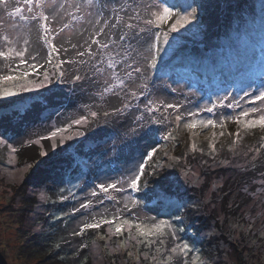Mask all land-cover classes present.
Segmentation results:
<instances>
[{
	"label": "trees",
	"instance_id": "1",
	"mask_svg": "<svg viewBox=\"0 0 264 264\" xmlns=\"http://www.w3.org/2000/svg\"><path fill=\"white\" fill-rule=\"evenodd\" d=\"M230 1L231 0H200L199 4L201 6V12L198 14L199 24L198 26L191 27V31L195 32L200 28L205 34L211 35L212 37L209 39V43L202 41L199 44L193 45L191 50H187V52L184 51L172 64L170 63L167 67H163L161 69L158 68L155 73L151 70L146 73H142V75H140V80L138 81V88L134 89L133 92H137L138 97L143 96L139 95V93L143 91L140 87L143 83V75H147L149 78V89L152 87L156 88L157 84L162 82L161 88L160 90H157V92L166 97H169L170 94L176 95L178 93L177 90L179 89L176 91H172V89H176L177 85L175 83L182 77L191 78V81L189 82L190 85L188 87L189 89L197 83L200 87L201 84L204 86H215V88L221 87L223 92L226 91L225 93L233 94L240 93L241 88L251 91L249 88L250 84L253 88L259 87L261 83L264 82V49L260 46L255 47V42H252L251 39L253 37H259L263 31L260 23L263 19L261 14L264 10L262 9V7L264 8V0H257L258 3L255 4L253 11L244 10L237 14V10L235 9V13L232 14L231 18L223 19L229 12L226 11V8L228 7L226 2L228 3ZM150 2L151 0H145V3ZM231 3V7L234 4H237L236 7H240L242 5L240 4V0H232ZM192 4L197 5V0H192ZM258 5L260 6L258 7ZM11 8L12 6L9 5V3L7 7L0 5V19L3 14ZM50 11L51 12L49 14H45L49 17L48 23L52 29L54 28V30L60 31L64 23L62 15H60L59 12L54 14L53 8H51ZM221 13L223 14L222 20H218ZM108 15L109 12L105 11L104 16ZM97 19L96 9H94V12L90 17V24L82 25V28L80 27L81 30L79 28L77 29V32L84 31L83 37L86 39V46H88L91 39H101L102 41L108 39V36L104 34L100 37L95 35L96 31L103 24L102 18L101 24L96 23ZM28 27L29 28L25 30V32H29L30 34L26 58L36 56L35 62L43 65V67L37 72L43 73L46 67L49 66L45 63L47 59V46L43 42L42 32L37 22L36 24H29ZM212 28L214 30L211 31ZM108 31V29H105L106 33H108ZM29 34L27 33L26 37H28ZM116 35L118 34L113 33L112 37L115 38ZM177 41L178 40H176V42ZM53 43L56 44V41L53 40ZM251 49L255 51L258 56H254L256 57V61L249 66L250 71L246 74L244 73L245 75L240 76L241 78H245L235 88H227L229 91L226 90L225 86L222 88L221 85H218L219 83H216L215 80L226 81L227 79L215 78L218 75L224 76L223 72H217V69L222 68L225 75H234L236 70H239L238 63L240 62V59L244 57L246 52H250ZM92 50L93 53H95L94 57H89L87 54L84 57L74 56L75 53H72L71 55L62 54L59 56L60 59H65V56L72 57L73 61L75 60V62L79 64H76V66H78L77 68H71L74 70L72 71L73 76H70L69 81H73L76 75H80L85 78H89L90 75L95 76L93 75V66L100 61L101 53L97 51V45H92ZM83 51H86V49ZM43 52L44 55L42 54ZM202 53H204L203 57L200 55ZM84 58H86L85 65L78 62L81 60L84 61ZM178 61L183 62L178 63ZM127 62L133 63L134 67L141 66L142 64L139 60L135 62L129 60ZM5 63L6 62H0V74L3 75L10 74L5 67ZM55 63L56 58L54 57L53 64ZM176 63L178 64L174 65ZM65 65L62 66L63 69L66 68ZM71 65L74 66L73 63ZM79 66H83V70ZM78 68L81 71L76 72ZM116 69H118V73H120L121 70L125 68L123 64H121L117 65ZM133 74L135 77L138 75V73ZM196 77H198L197 79L200 80L201 83L196 80ZM96 83L99 84V80H94L92 87H97ZM67 85L68 83L61 85V89H67ZM184 85L186 84L184 83ZM113 89L116 90L114 93H117L118 95V86ZM67 91H70V88ZM75 91L76 89L72 90L71 93ZM102 91L103 90H101L100 93ZM90 93L92 94V100H89V112L96 111L97 116L92 117L90 113L88 114L89 129H87V139L96 143L109 139L108 142L99 145L96 148L91 147L89 149H86V147H80L76 150L73 147H68L64 151H60V155H54L51 151L52 147L50 142L46 139H43L42 141L48 153L47 159H54V162L49 163L48 165H59L55 170L56 173L62 170V178L54 177L47 184L50 188L49 191L51 194L49 204L53 202L54 205H61L64 208V210H59L58 208L51 211V215H54L55 220H58L59 222L55 230L56 233L49 237V251H46V248H43L42 252L44 253L41 252L44 254L42 255V259H45L48 254H50L51 258H53V260H51V264H90L88 250L92 242L97 238V235L104 233L107 225H102L99 229H86L82 235L77 234L84 223H93L101 219H113V217L116 218V222L119 219H128L139 223L140 215L134 213L136 209L131 208L132 205L126 200L127 195L125 193L118 192L115 189H110L109 192L105 194L99 191L97 185L102 182L105 183V185L115 182L122 172L134 166L135 162L140 157V153L145 150L151 151V147L153 145L157 148L155 155L159 153L161 145L165 143V140L163 139L165 133L167 134L168 130H171V132L174 131L173 129L168 128L169 116H166V114H172L173 117L170 121L173 122L175 120V113H177V109H167L165 111L163 107L155 114V117H159L158 121H160V123L149 124V128L151 129L150 132H140L139 134H134L138 126L132 117V108H134V105H131L130 108L132 112L130 110L125 111L121 113L119 117L111 115L114 110L119 109L120 107L119 102H114L115 99L118 101L126 100V103H128L136 100L132 97V95L125 98H117V96L113 97L114 94L109 92L106 95L104 94L102 97L100 96V93ZM145 94H147V92ZM145 94L144 98L146 97ZM182 95L187 96L185 92H182ZM253 95H255V93H253ZM74 99L75 98H70L69 105L63 107L62 111L65 116L66 114L71 115L73 112L75 104ZM164 99V103H166L167 100H170L169 98ZM198 99L199 100L196 102L198 103L197 105L210 104L216 101V99L212 98L207 100L206 98L198 97ZM7 100L9 102L12 99L9 100L8 98ZM21 102L24 104L18 105V103ZM46 102V99L39 96L34 98L31 96L22 97L15 99L8 104H6L7 102H0V132L4 133L8 137L15 135L17 124L12 129L11 125H13V122L15 121L19 122L20 118L23 116L20 120L22 123V125H20V129L21 133H23L33 123L32 119L31 122L28 120L29 110L36 108L37 106H35V104H44ZM77 102L79 101L77 100ZM136 102L137 104H135V106L140 109L139 102H141V100L138 99ZM96 105H101V108H95ZM178 105L180 106L179 108L183 109L182 104ZM186 111L189 112V109ZM105 112L110 113V115L105 117ZM181 117L182 120L179 123H185V116L181 115ZM39 119L40 118L36 119L35 123H37V121L39 122ZM152 119L157 120L154 117ZM172 136H175V133H172ZM262 136L263 135L256 133L255 138H253V135L250 134L247 139L242 140L241 145L239 144L240 147L236 153V159L240 160L244 157L243 161L248 160L247 166L249 168L251 167V170L256 169V167H259L261 164H264V138H261ZM27 137L28 136H26V138ZM35 137L40 138L41 136L36 135ZM110 139L113 140L110 142ZM174 141H176V139H174ZM180 145L181 144H179V146ZM184 145L182 144L180 146L181 150L178 148L174 149V152H176L178 157L177 159H179L183 169L186 171H189L192 165H201V162L204 163L202 164L204 166H217L220 164L218 161H225L229 163L232 160L230 153V155H226L227 153L225 155H217L220 150V145H223V149H229L227 142L224 141L222 143H217L219 147L216 146V149L213 151L216 155L212 153V155L203 154L200 156H193L191 153L187 154ZM104 146L107 147L101 149ZM176 146L177 145H175V147ZM113 148L116 150L113 151ZM17 154L20 156V149L17 151ZM155 155L152 160L149 161V164L145 166V174L142 176L140 182L142 185L141 191L138 193H132V195L140 201V205L144 208L150 209L154 206L159 207L156 216H152L155 220L151 217L149 219L155 222H159L161 220L170 221L177 230L176 236L178 241L186 242L192 251L188 253L187 257H184L183 254L180 253H172L171 248L175 246L177 239L172 238L171 232L168 229H165V231L168 232L167 237L155 238L158 241L152 244L145 241L147 244L145 245L144 252L148 251L149 253L156 254L159 258L164 256L165 258L163 259L165 262L162 264H184L185 259H187L188 264H195L193 262L197 260L199 261L200 259L202 262L199 261L198 264H264V249L262 248V246L264 247V230L262 232H255L256 224L259 222L260 218H258L257 215H253L256 209L251 212H249V210L248 212L250 216L248 217L238 216L236 213L239 212L240 209L245 210L246 208H243V204L241 205L242 202H240L239 198H237L232 192L233 189L236 191L240 187L243 188L248 185L250 181L246 180L244 176H241V174L246 175L248 171L245 172L243 170H239L240 174H237L234 178L228 179V183L227 181L224 182V188H221L223 193L226 194L224 204L227 207H225L226 209L223 214L224 217L218 220L213 217L214 215L212 213V220L210 219V221L215 225V229L207 231L209 233L208 237H202L200 232L204 227L200 225L202 224L205 227L208 226V224L203 223V220L206 213L211 216L210 211L205 208V213L201 212L200 215L196 216V210H198V207L192 204L193 199L190 194L184 197L173 195L174 188L171 186L173 182L165 180V178L157 173L159 167L157 165V168H155V164H158L159 162L157 161L158 159ZM259 155H261V157ZM257 158H261L262 161L256 162L253 160ZM153 168H155L156 171L154 172H156L157 175L152 172ZM221 169H223V167ZM148 171H151L153 174L149 173V176L147 174ZM210 171L211 169L205 168V174H208ZM234 171L238 173L237 170ZM247 175H249L250 179L253 180V175L251 173ZM163 180H165L168 185L163 186ZM145 184H147V187H143ZM228 185L233 186V189H228ZM28 186H30V183ZM60 186L64 187L61 188ZM75 187L78 188L76 189ZM117 187L119 188L120 185L118 184ZM94 189L97 191V196L92 197L91 193ZM76 192H78L81 199H83L81 204L86 203L89 199H91L93 201L92 207L84 209L75 206L72 208V204H74L75 200L78 199V197L75 196ZM166 193L170 196H167ZM164 196L171 197L172 200L166 203L161 199V197ZM177 200L183 202V207L180 209H177L174 205V202ZM77 202L78 200L75 203ZM126 203L131 211H128V208H125ZM253 206H257V203ZM76 209L79 210L77 211ZM177 216L182 217V219H175ZM185 216H188L187 220L184 219ZM253 218H255V221H253ZM210 221H208V223ZM242 227L247 228L245 229V232L241 231ZM26 239L29 243V239ZM161 240H163V243H161ZM258 242L261 246H257ZM157 249L160 250L157 251ZM166 250H168V253H166ZM138 253L140 254V251H138ZM169 255H173V259L170 262L167 260ZM197 256L199 259H197ZM221 257L225 258L218 263V259ZM147 263L150 264V258Z\"/></svg>",
	"mask_w": 264,
	"mask_h": 264
},
{
	"label": "rangeland",
	"instance_id": "2",
	"mask_svg": "<svg viewBox=\"0 0 264 264\" xmlns=\"http://www.w3.org/2000/svg\"><path fill=\"white\" fill-rule=\"evenodd\" d=\"M197 2L198 4L196 6H198L199 14L201 12V6L199 4L200 0H197ZM231 2L232 0L228 3L226 2V4L228 5L226 11L229 12L228 15L223 19L231 18L232 14L235 13V9L237 10V14L244 10L253 11L255 8V4L258 3L257 0H240V4H242L240 7H236L237 4H234L231 7ZM76 3L81 4L79 10L73 6ZM163 3L166 6L187 5L192 4V0H163ZM9 5H11L12 8L7 10V12H5L0 19V47H2L4 43L2 40V36L7 34L15 42V47L22 48L24 47V41H28L30 37L29 32H25V30L29 28V24H36V21L25 23L24 21H21L17 16H9V13L14 12L15 6L17 5L21 8H24L25 14H27V9L24 5L23 0H9ZM61 5H63V7H61ZM259 6L260 5H258V7ZM51 8H53L54 14L59 12V14L62 15V19L64 22L62 26L63 31L55 30L52 33V36L55 37L54 40L56 41L57 47L61 49L60 56L62 54L71 55L72 53H75L74 56H78L77 52L87 49V46L85 42L86 39L85 37H83L84 31L77 32V29L79 28L81 30L82 25L90 24V17L92 16L95 8L87 7L84 4L83 0H55V3H53L52 0H47L42 10L45 14H49L51 12ZM262 9L264 8L262 7ZM222 15L223 14L221 13L218 20H222ZM261 17L263 19L260 25L263 28V31L259 37H253L251 41L255 42V47L260 46L264 49V10L261 14ZM174 19L175 17L173 18V20H170L168 24L163 26L165 30H167L168 26L174 21ZM65 24H68L69 27L64 28ZM188 27L191 28L193 26L190 25ZM212 30L214 29L212 28L211 31ZM27 33L29 34L28 37H26ZM172 35L177 36L178 41L174 42V49L168 50V54L164 56L163 61L158 65L159 69L167 67L170 63L172 64L177 58L180 57V55L184 51L187 52V50H191V47L193 45L199 44L202 41L209 43V39L212 37L211 35L205 34L204 31H202L200 28L195 32L181 30L179 33H173ZM73 44L77 46L75 49L72 48ZM64 49L68 50L67 53L63 51ZM42 54L44 55V52ZM203 54L204 53L200 54L201 57H203ZM254 56L257 57L258 55H256L255 51H253L252 49L250 52H246L244 57L240 59V62L238 63L239 70H236L234 75H225L222 68L217 69V72H223L224 76L218 75L215 78H226L227 80H214L216 81V83H219L218 85H221L222 88L225 86L227 91H229V88H235L245 78H241L240 76L245 75L248 71H250L249 66L254 61H256V57ZM65 57L66 60L73 61L72 57ZM104 59L106 60V57H104ZM84 61H86V58H84ZM179 62L182 63L183 61H178V63ZM178 63L174 65H177ZM73 64L74 66H72L71 64L65 65L66 68L63 69L65 71V78L63 83L54 82L52 84H45V86L42 88L36 87V89L32 92H25L17 97L9 98V100L12 99L11 101H13L15 99L26 96H31L32 98L39 96L46 99L47 102L44 104H35V106L37 107L29 110L30 115L28 114V120L29 122H31L32 119L33 123L23 133H21L20 129V125H22L20 120L23 116L20 118L19 122L15 121L13 122V125H11L12 129L17 124L15 135H12V137H8L4 133L0 132V134H2L4 138L3 141H0V252L3 254L8 264H51V260H53L50 254H48L45 259H42V255H44L42 254L44 253L42 252V249L46 248V251H49V237L52 234L56 233L55 230L59 222L58 220H55L54 215H51V211L58 208L59 210H64V208L61 205H54L53 202L49 204V198L51 197V194L49 191L50 188L49 186H47V184L54 177L62 178V170L56 173L55 170L59 165H48L49 163L54 162V159H47L48 153L44 144L42 143L43 140H40V138L42 136H50L51 131H54L57 127L67 128V125L71 123V121L86 116V123L80 126L73 125L72 128L67 129V131L64 133H61L62 136L71 137L69 139H66L63 144L59 143V137H57L55 138L56 147L53 148L52 144L54 141L51 139H46L50 142L52 153L54 155H60V151H64L68 147H73L76 150L80 147H86V149H89L91 147L96 148L99 145L107 143L109 140L105 139L103 141H99L98 143L93 142L92 140L87 139V129H89L88 114L90 113L91 115V112H89V100H92V94L90 92L100 93L101 90L109 87L114 83V81L109 76L111 69L107 68L106 63L101 64L100 67L104 69L102 73H96V77L90 75V79H84L79 82L73 83V81H69L70 76H73L72 71L74 70L71 68H77L78 66H76V64L78 63ZM85 64L86 63H84V65ZM79 67H81V69L83 70V66ZM23 70L24 69H21L20 71ZM45 70H48L49 73L53 71L50 66L46 67ZM79 71L81 70L78 68L76 72ZM116 71L118 72L119 70L116 69ZM126 71H128V69L125 68L122 69L119 73L121 79L124 80V86L118 85V95L117 93H114L116 92V90L114 89L109 92L111 94H114L113 97L117 96V98H125L131 95L134 89L138 88V81L140 80V75H142V73L136 75V77L133 74V78L128 79L126 77ZM197 78L198 77H196V80L201 83V81ZM42 80V72H36L32 75H29L27 80L23 82L30 83L31 85H38ZM94 80H99V84L96 83L97 87H92ZM190 81L191 78L186 77H182L180 80H177L175 84L177 85L176 90L179 89L177 90L178 93L176 95L170 94L169 97L163 96L161 95V93L157 92V90H160L162 84V82H159L156 88L152 87L151 89H148L147 94H145V98L144 95L138 97V99L141 100V102H139L140 109L135 106V104H137L136 100L138 99L132 102H128L131 105H134V108H132L133 112L131 110L130 111L132 112L134 122H136L137 124L141 122V118H143V121L153 120V117L159 120V117H155L156 112L146 111L145 105L148 104L149 99L154 101L155 106L160 109L163 108V105L169 103L173 105L182 104L183 109L178 108L175 116L177 114L184 115L185 123L191 122L196 119L207 120L210 118L217 120L218 123L221 120L225 121L224 128L198 127L196 129H188L184 127L185 123L177 124L176 120L171 122L170 120H172L173 116L172 114L170 115L167 113L166 116H169L168 128L174 130L172 131V133H175V136H172L167 141H165V143L161 145L159 153L155 155L157 156V161L159 162L158 164H155V168H157V165L159 167L157 173L165 178V180L173 182V184H171L172 188H174L173 195H177L180 197H184L188 194L191 195L193 199L192 204L198 207V210H196V216L200 215L201 212L205 213V208L210 211L211 216L206 213V216L203 220V223L208 224V226L205 227L204 225L199 224L200 226L204 227L200 232V235L202 237H208L209 233L207 231L215 229V225L210 221V219L212 220V213L214 215L213 217L219 220L224 217L223 214L226 209L225 207H227L224 204L226 194H224L221 190V188L224 186V182L227 181L228 183V179L234 178L237 174H240L239 170H243L245 172L248 171L246 175L241 174V176H244L245 179L250 181L251 183L249 182L246 187H240L236 191L231 185H228L227 188L233 189L232 192L234 193V195L239 198L240 202H242L241 205L243 204V208H246L245 210L240 209V211L236 213L238 216L248 217L250 216L249 212L256 209L253 215H257L260 220L256 224L255 232H262L264 230V164H261L259 167H256V169L251 170V167L249 168L247 166L248 160L243 161L244 157L240 160L236 159V153L241 145L242 140L247 139L250 134H252L253 138H255L256 133H259L263 135L261 138H264V129H261L259 126L254 129H245L242 125H238L230 118L234 115H238L239 112L243 109L264 105V101H256L252 99V97L244 96L245 89L241 88L240 93L230 94V96L235 97L236 100L239 101V107L217 108L213 113L200 111V109H202L204 105H197L198 103L196 102L197 100H199L198 97L206 98L207 100L211 98L216 99L218 96H223L226 91L223 92L221 90V87L215 88V86L212 87L210 85L204 86L203 84H201L200 87L197 83H195L189 89L188 87L190 85ZM67 83V89H61V85H65ZM184 83L186 85H184ZM80 85H84V87L81 88ZM12 86L13 82L0 85V87ZM69 88L70 91H67ZM74 89H76V91L71 93ZM182 92H185L187 96H183ZM70 98H75L73 112L71 113V115L66 114L65 116L62 110L63 107L69 105ZM164 98H169L170 100H167L166 103H164ZM77 100L79 102H77ZM11 101L8 102V100H5L0 102H7L6 104H8ZM114 102H119V108H122L126 103V100L118 101L115 99ZM22 104L24 103H18V105ZM100 106L96 105L95 108L100 109ZM187 109H189V112H199V115L197 117H189L187 115V113H189L186 111ZM57 112L61 113L62 115L60 117H57ZM258 116L259 113L250 114V118H258ZM38 118H40L39 122L37 121V123H35L36 119ZM238 131L239 137L236 136V133ZM77 132H83L84 135L77 136ZM221 132H223L224 134L220 135ZM36 135L41 137H35ZM26 136L28 137L26 138ZM174 139H176V141H174ZM36 140H40V143H30V141ZM111 140L113 139H110V142ZM223 141L227 142L229 149H223V145H220V154L218 151L217 155H225L226 153V155L231 154L232 160L229 163L225 161H218V163L220 164H218L217 166H204L202 165L204 163L201 162V165H192V167H190L191 169L189 171H186L183 169L179 159H177L178 157L176 152H174V149L176 148L181 150L180 146L182 144H185L184 147L186 148L185 150L187 151V154L191 153L193 154V156H200L203 154L212 155L213 151L216 149V146L219 147L217 143H222ZM193 143L196 145L195 149L192 148ZM179 144L181 145L179 146ZM213 144H215V149L212 148ZM175 145L177 146L175 147ZM105 147L107 146H104L101 149ZM13 148L16 149L15 152L12 151ZM19 149L21 150L20 156L17 154V151ZM222 151L224 152V154ZM42 152L46 154L41 155ZM259 156L261 157V155ZM253 160H255L256 162L262 161L261 158ZM222 167L223 169H221ZM155 168L152 169V172L156 171ZM205 168H209L211 169V171L208 172V174H205ZM234 170H237L238 173H236ZM152 172L148 171L147 174L150 176V174H153ZM157 173L155 175H157ZM249 173L253 175V180H251L250 176L247 175ZM165 180H163L162 182L163 186L168 185ZM29 183L30 186H28ZM60 187L62 188L64 186ZM75 188L77 189L78 187ZM125 194L127 195V193ZM75 196L78 197L75 202L77 200L78 202H74V204H72L71 206L72 208H74L75 206L80 207L81 202H83V199H81V196L78 194V192L75 193ZM167 196L170 195L167 194ZM255 203H257V206H253ZM131 208L136 209L134 213L140 215L139 223L146 228H150L153 223H158L150 220L149 218H153L152 216H156L159 207L154 206L150 209L144 208L140 205L139 202L135 207L131 206ZM184 219L187 220L188 216H185ZM122 221L123 219H119L117 223H121ZM208 221L210 222L208 223ZM253 221H255V218H253ZM112 227L113 232H108L109 225H107L104 233H100L99 235H97V238L92 242L88 250L90 264H148L147 262L149 261V258L150 264H162L163 262H165L163 259L165 258L164 256H162V258H159L156 254L149 253L148 251L144 252L145 245L147 243L140 242L143 241V238L137 237V240H129L127 230L122 235L117 236L114 232V225ZM243 228L244 227H242L241 231L245 232V229L247 228ZM131 231L133 235L136 234L135 227H133ZM26 238L29 239V243ZM155 238L149 239L155 240V242H157L158 240ZM122 244L124 245L123 247H121ZM257 246H261V244L258 242ZM262 248L264 249L263 246ZM138 251H140V254L138 253ZM167 251L168 250H166V253H168ZM171 256L173 257V255ZM224 258L225 257H221L220 259H218V263ZM199 261L202 262L201 259ZM199 261L197 260L193 263L198 264Z\"/></svg>",
	"mask_w": 264,
	"mask_h": 264
},
{
	"label": "snow or ice",
	"instance_id": "3",
	"mask_svg": "<svg viewBox=\"0 0 264 264\" xmlns=\"http://www.w3.org/2000/svg\"><path fill=\"white\" fill-rule=\"evenodd\" d=\"M24 5L27 9V14H25V9L15 6L14 12H10L9 16H17L21 21L25 23L36 21L39 25V28L42 32V39L44 44L47 46V63L53 71L49 73L48 70H45L43 75V80L38 85H31L30 83H24L29 75L36 73L43 65L36 63V56H30L26 58L28 53V41L25 40V47L18 48L15 47V42L10 38L9 35L5 34L2 36L3 46L0 47V62H6L5 67L7 68L10 74L3 75L0 74V85L5 83L13 82L12 87H0V101H5L11 97H17L25 92H32L36 87H44L45 84H52L54 82L63 83L65 78V71L63 70V65L76 63L75 61L60 59L61 49L57 47L53 40L54 36L51 34L55 31L50 27L48 23L49 17L45 15L42 10L47 0H23ZM55 3V0H52ZM84 4L87 7H92L96 9V14L98 19L96 20L97 24H101V18L103 19V24L96 31L95 35L100 37L102 34L108 36L107 40L101 39H91L90 43L87 46L86 51H78L77 55L79 57H84L86 54L89 57H94L92 45H97V51L101 53L100 61L93 66V75L96 73H102L104 69L100 67L101 64H105L108 69H111L109 76L114 81L109 87L103 89L100 93L102 97L104 94L111 92L113 88L119 86H124V80L121 79L119 73L116 71L117 65L123 64L124 68L128 69L126 71V77L128 79L133 78V73H146L151 70L153 73L158 69V65L163 61L164 56L168 54L169 49H174V42L178 39L177 36H173V33H179L181 30L191 31V28L188 26H198L199 17H198V6L195 4L187 5H172L166 6L163 3V0H151L150 3H145V0H83ZM9 0H0V5L8 6ZM35 5V8H34ZM78 10L81 7L80 3L73 5ZM63 7V5H61ZM39 9V10H37ZM105 11L109 12L108 16H104ZM174 21L168 26L167 30L164 29V25L168 24L170 20ZM195 22V23H194ZM69 25L65 24L64 28H68ZM105 29H108V33L105 32ZM60 31H63L61 29ZM113 33H117L115 38L112 37ZM51 37V38H50ZM75 44L72 45V48H76ZM111 49V50H109ZM67 53V49L63 50ZM135 54V55H133ZM56 58V63L53 64V59ZM106 57V60L104 59ZM119 57V59H118ZM132 60L133 62L139 60L142 62L141 66H133V63L127 62ZM31 61V62H30ZM79 63L84 64L86 61H79ZM23 68V71L20 69ZM18 73V74H11ZM84 79H90L76 75L73 79V83L79 82ZM81 88L84 85H80ZM143 89L139 95H144L148 92L149 89V78L147 75H143V83L140 85ZM251 91L245 90L244 96L252 97L256 101H264V82L261 83L259 87L253 88L252 85H249ZM172 91H176L175 88ZM253 93L255 95L253 96ZM134 99H138L137 92L131 93ZM227 102V103H226ZM239 101L235 97L230 96V94L225 93L223 96H218L216 101L210 104H205L200 111H206L208 113H213L217 108H233L239 107ZM165 111L167 109H178L179 105L166 104L163 105ZM131 104L125 103L122 108L114 110L111 115L119 117V115L125 111L130 110ZM146 111L148 112H159L160 108L155 106V102L149 99L147 105H145ZM259 113L258 118H250V114ZM57 117H60L62 114L57 112ZM110 113L105 112L104 116H109ZM189 117H197L199 112H189L187 113ZM92 117L97 116L96 111L91 112ZM248 118V119H242ZM238 125H242L245 129H254L259 126L261 129H264V105L254 106L251 108L243 109L239 112L238 115H234L230 118ZM177 124L182 120L181 115L177 114L175 116ZM87 122V117H81L80 119H75L67 125V128L57 127L54 131H51L50 136H42L40 140L51 139L53 140L52 147H56L55 138L59 137V143L63 144L66 139L71 137L62 136L61 133L67 131L73 127V125L80 126ZM151 123H160L158 120H149L138 123L136 132L134 134H139L140 132H150L149 124ZM185 128L196 129L198 127L203 128H224L225 121L221 120L219 123L215 119H196L191 122L184 124ZM224 133L221 132L220 135ZM77 136H83V132H77ZM236 136L239 137V131L236 133ZM172 137V132L168 131L167 134L163 137L167 141ZM3 136L0 134V141H3ZM40 140L30 141V143H40ZM192 148L195 149L196 145L193 143ZM212 148L215 149V144L212 145ZM116 149L113 148V151ZM13 152L16 151L15 148L12 149ZM157 152L155 145L151 147V151L145 150L140 153L139 159L135 162L134 166L126 169L120 174V176L113 183H100L97 185V188L100 192L107 194L110 189H115L118 192L127 193L126 200L130 202L132 207H135L140 201L132 195V193H138L142 189L141 178L145 174V166L149 164V161L152 160L153 156ZM46 153H41L45 155ZM70 182V181H69ZM120 185L118 188L117 185ZM126 185V187H125ZM74 187V185H73ZM147 187V184L143 185ZM92 197L97 196V191L94 189L91 193ZM67 198V197H64ZM166 203L171 201V197H161ZM93 201L89 199L86 203H82L80 208H90L92 207ZM174 205L177 209L183 207V202L175 201ZM125 208H128V204H125ZM77 211L79 209H76ZM128 211H131L128 208ZM175 219H182V217H175ZM155 220V218H153ZM102 225H109L108 232H114L117 236L122 235L126 230L128 231L129 240H137V237L143 238V241L148 242L149 244L155 243V240H150L149 238L155 237H167L168 232L165 229H168L171 232V236L174 239H177V243L174 247L171 248L172 253L183 254L184 257H187L188 253L192 251L189 245L186 242H179L176 236V228L170 221L161 220L158 223H153L150 228H146L138 222L130 221L128 219H123L121 223L116 222V218L113 219H101L93 223H84L80 228L79 235H82L86 229H99ZM136 228V234L133 235L131 229ZM163 243V240H161ZM124 245L122 244L121 247ZM160 249H157L159 251ZM130 255V254H129ZM172 256L169 255L167 260L172 261ZM197 259L199 257L197 256ZM184 264H188L187 259L184 260Z\"/></svg>",
	"mask_w": 264,
	"mask_h": 264
},
{
	"label": "water",
	"instance_id": "4",
	"mask_svg": "<svg viewBox=\"0 0 264 264\" xmlns=\"http://www.w3.org/2000/svg\"><path fill=\"white\" fill-rule=\"evenodd\" d=\"M0 264H8L3 254L0 252Z\"/></svg>",
	"mask_w": 264,
	"mask_h": 264
}]
</instances>
